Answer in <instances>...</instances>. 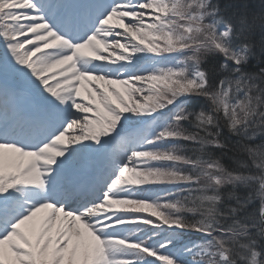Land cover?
Wrapping results in <instances>:
<instances>
[{"label": "snow or ice", "instance_id": "1", "mask_svg": "<svg viewBox=\"0 0 264 264\" xmlns=\"http://www.w3.org/2000/svg\"><path fill=\"white\" fill-rule=\"evenodd\" d=\"M0 264H264V0H0Z\"/></svg>", "mask_w": 264, "mask_h": 264}]
</instances>
